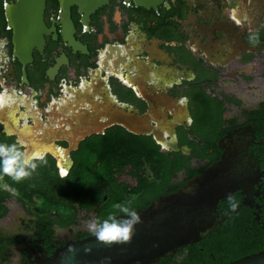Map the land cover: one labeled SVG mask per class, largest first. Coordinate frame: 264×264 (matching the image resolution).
I'll use <instances>...</instances> for the list:
<instances>
[{
    "label": "flooded vegetation",
    "instance_id": "1",
    "mask_svg": "<svg viewBox=\"0 0 264 264\" xmlns=\"http://www.w3.org/2000/svg\"><path fill=\"white\" fill-rule=\"evenodd\" d=\"M17 2L0 0V143L20 140L22 151L46 163L37 161V170L18 183L20 197L5 199L0 264H47L59 248L95 235L89 223L105 219L114 204L144 210L133 205L139 177L149 181L153 174L142 156L152 141L174 158L191 155L185 139L195 151L205 148L199 131L218 138L208 157L192 160L199 169L221 158L217 144L227 133L250 126L249 153L264 174V0H158L148 6L107 0L94 10L71 4L69 11L60 0H47L44 42L30 56L15 54L6 17ZM201 89L225 108L213 134L211 124L205 128L200 121ZM78 170L85 183L94 177L103 181L100 189L107 183L89 210L68 193ZM185 179L184 171L177 173L174 185ZM263 185L264 177L248 200L252 206L244 205L261 227ZM10 187L0 179V190L11 193ZM111 188L124 197L111 202Z\"/></svg>",
    "mask_w": 264,
    "mask_h": 264
},
{
    "label": "water",
    "instance_id": "2",
    "mask_svg": "<svg viewBox=\"0 0 264 264\" xmlns=\"http://www.w3.org/2000/svg\"><path fill=\"white\" fill-rule=\"evenodd\" d=\"M46 1L18 0L7 8L6 17L14 33L16 55L30 56L31 48L44 42ZM60 1L66 11L71 4L88 5L94 10L107 2ZM135 1L138 5L148 6L158 0ZM252 128L248 126L227 133L217 144L223 150L219 161L188 180L175 193L162 196L146 209L139 210L141 223L128 242L108 244L93 235L59 248L47 264H159L218 232L228 218L226 214L219 215V202L231 199L235 192L241 191L245 196L244 205L252 206L248 200L256 195V187L264 177L258 162L249 153L254 139ZM230 264H264V250Z\"/></svg>",
    "mask_w": 264,
    "mask_h": 264
},
{
    "label": "trees",
    "instance_id": "3",
    "mask_svg": "<svg viewBox=\"0 0 264 264\" xmlns=\"http://www.w3.org/2000/svg\"><path fill=\"white\" fill-rule=\"evenodd\" d=\"M206 92L207 91L201 89L200 100L197 105L198 109L203 114V118L200 121L205 124L202 123V126L204 125L206 128L207 124L210 123V133L213 134L216 129L215 127L219 126L221 123L222 114L225 111V108L223 104L212 99L211 95ZM216 107L219 108L215 114L216 116L213 117L211 110ZM199 132L202 141L206 142L205 148L200 151H195V145L188 139H185L183 143L187 146L193 147L192 153L189 156H186L185 154H175L174 158L169 157L168 155L161 153L158 150V146L152 141L150 151L142 156L152 167L153 174L149 181L139 177L140 189L136 196V204L133 205L135 208L142 207V209H146L153 201L167 195L168 190L170 191L169 193H175L179 188L183 187L188 180L199 175L202 171L220 159V156L217 155L203 167L199 169L193 168L192 160L194 158L205 159L208 157V149L212 148L215 140L218 139H212L205 131ZM181 171L186 173V179L178 186H175L173 178ZM80 173V170L76 171L78 181L71 188V192L68 193L75 196L74 199H72V202H76L82 208L89 210L103 198L104 193L106 192L107 183L106 185H102L100 189V183L103 182L100 178L94 177L90 182L85 183L82 181V178L79 179ZM0 179L8 182L11 186L10 188L13 190L11 193L0 190L1 220L8 213V208L4 204L5 199L12 195L20 197V187L18 183L12 181L9 177L5 176ZM262 189L264 190V185L262 186ZM111 191L112 188L109 190V200L111 202L116 203L121 200V197H124L122 193L119 194V197H116ZM234 196V198L221 200L219 202V214H227L229 216V219L225 221V224L220 231L213 232L205 240L195 243L194 245H189L181 252H178L175 257L167 258L159 264H230L246 256L254 255L264 250L263 227L256 222L255 214H253L249 208H245L241 193L238 191ZM72 202H70V204H72ZM257 202L261 206L260 217L261 221L264 223V195H261L260 198L257 199ZM233 205L235 206L233 207ZM114 212H116V210L112 213ZM119 214L120 213H118V215ZM4 256L6 255L4 254ZM2 260L7 259L4 257Z\"/></svg>",
    "mask_w": 264,
    "mask_h": 264
},
{
    "label": "clouds",
    "instance_id": "4",
    "mask_svg": "<svg viewBox=\"0 0 264 264\" xmlns=\"http://www.w3.org/2000/svg\"><path fill=\"white\" fill-rule=\"evenodd\" d=\"M6 135L10 136L12 133L6 132ZM22 144L20 140L12 144L0 143V178L6 176L21 183L37 170V161L46 163L35 152L22 151ZM113 208L116 212L110 213L101 221L90 222L88 227L95 233L98 241L108 244L128 242L134 235L136 226L141 223V217L130 207V202L129 205L116 203ZM118 213L123 214V217Z\"/></svg>",
    "mask_w": 264,
    "mask_h": 264
},
{
    "label": "rangeland",
    "instance_id": "5",
    "mask_svg": "<svg viewBox=\"0 0 264 264\" xmlns=\"http://www.w3.org/2000/svg\"><path fill=\"white\" fill-rule=\"evenodd\" d=\"M11 220H12V214L8 217V221H6V223L11 222ZM4 223H5V222H4Z\"/></svg>",
    "mask_w": 264,
    "mask_h": 264
}]
</instances>
